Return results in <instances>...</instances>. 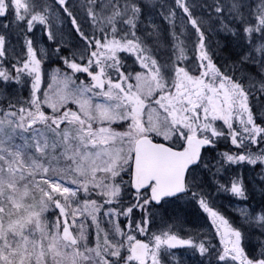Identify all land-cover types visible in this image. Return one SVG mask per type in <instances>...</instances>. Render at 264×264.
I'll return each instance as SVG.
<instances>
[{"label": "snow or ice", "instance_id": "snow-or-ice-1", "mask_svg": "<svg viewBox=\"0 0 264 264\" xmlns=\"http://www.w3.org/2000/svg\"><path fill=\"white\" fill-rule=\"evenodd\" d=\"M0 264H264V0H0Z\"/></svg>", "mask_w": 264, "mask_h": 264}]
</instances>
